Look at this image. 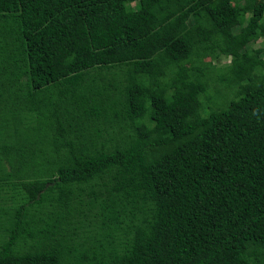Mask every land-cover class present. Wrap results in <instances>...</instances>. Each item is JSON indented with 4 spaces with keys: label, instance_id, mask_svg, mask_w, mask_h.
<instances>
[{
    "label": "trees",
    "instance_id": "16d2710c",
    "mask_svg": "<svg viewBox=\"0 0 264 264\" xmlns=\"http://www.w3.org/2000/svg\"><path fill=\"white\" fill-rule=\"evenodd\" d=\"M263 36L264 0H0V264H264Z\"/></svg>",
    "mask_w": 264,
    "mask_h": 264
},
{
    "label": "rangeland",
    "instance_id": "374dc122",
    "mask_svg": "<svg viewBox=\"0 0 264 264\" xmlns=\"http://www.w3.org/2000/svg\"><path fill=\"white\" fill-rule=\"evenodd\" d=\"M249 13L246 15V17L248 18L249 17ZM247 47H251V48H257V47H264V36L263 37H260L257 41H255L254 43H251V44H248L247 45ZM250 48V49H251ZM230 56L231 55H229V56H220L217 60H214L213 62L217 65V66H221V65H223V64H225V63H228L229 61H230ZM264 57V56H263ZM207 94H211V93H214L213 92V88H212V86L211 85H209V86H207ZM202 100H203V103L205 104L206 103V100H207V98H206V96H203L202 97ZM211 102V101H210ZM206 106V110L208 109L207 108V105H205ZM19 247H20V249H23V250H25L27 247H28V245H26V244H24V242H22V241H20L19 242Z\"/></svg>",
    "mask_w": 264,
    "mask_h": 264
}]
</instances>
